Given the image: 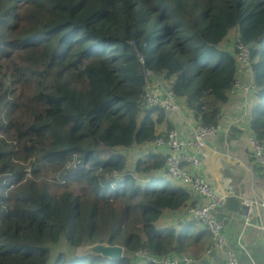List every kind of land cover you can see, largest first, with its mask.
<instances>
[{
  "label": "trees",
  "instance_id": "1",
  "mask_svg": "<svg viewBox=\"0 0 264 264\" xmlns=\"http://www.w3.org/2000/svg\"><path fill=\"white\" fill-rule=\"evenodd\" d=\"M239 46L248 129L264 146V0H0V264L178 254L180 234L156 223L192 194L146 147L170 127L140 100L152 74L197 128L220 125L244 84ZM97 242L124 257L75 254Z\"/></svg>",
  "mask_w": 264,
  "mask_h": 264
},
{
  "label": "crops",
  "instance_id": "2",
  "mask_svg": "<svg viewBox=\"0 0 264 264\" xmlns=\"http://www.w3.org/2000/svg\"><path fill=\"white\" fill-rule=\"evenodd\" d=\"M240 79L244 80L243 85L252 82L246 75L244 77L240 74ZM148 86L149 91H158L160 85L156 80L149 82ZM250 97L235 88L223 108L225 116L221 124L225 132L219 133L215 138H208L206 146L200 152L191 151L198 155L199 165L190 169L202 177L216 195L225 197L226 208H220L216 212V217L224 220L225 247L234 250L238 260L244 264L249 261L241 248L256 264H264V169L254 160L248 144V136L251 134L248 129V114L253 102ZM178 107V113H165L166 123L169 129H176L183 139L188 140L197 126L192 123L184 105L178 104ZM165 128V124L161 125V131H165ZM151 145L152 143L146 147ZM144 147H136L137 150L132 147L128 153L132 150L136 154L141 153L145 151ZM190 202L205 204L207 200L192 195ZM237 202L238 208L235 205ZM243 206H246L244 211ZM156 227H169L180 234L178 255L188 254L196 260L194 264H226L225 252L212 248L205 229L194 224L186 210L163 214ZM208 249L211 251L206 254Z\"/></svg>",
  "mask_w": 264,
  "mask_h": 264
},
{
  "label": "built area",
  "instance_id": "3",
  "mask_svg": "<svg viewBox=\"0 0 264 264\" xmlns=\"http://www.w3.org/2000/svg\"><path fill=\"white\" fill-rule=\"evenodd\" d=\"M238 49V60L243 72L247 74L251 68L247 61L246 50L242 46H239ZM148 78V83L157 80L152 74H148ZM157 83L160 85L158 91H149L147 89L140 100L141 106L148 109L162 110L164 113H178V103L175 101L172 92L164 88L158 80ZM235 86L245 94L255 91L252 82L248 85L236 82ZM223 127L222 124L198 127L193 131L191 138L188 140L183 139L176 129H170L165 135L157 137L152 142V151L163 160V172L167 179L179 182L192 195L207 200L205 204L194 202L185 210L194 224L205 229L210 237L212 248L222 249L225 252L226 264H244L238 260V256L234 250L225 247L226 240L223 234L224 220L218 219L215 216L217 210L225 204V197L216 195L212 187L190 169L199 165L198 155L191 151L200 152L206 146L208 138H215L219 133L225 132ZM248 144L254 160L264 169V146L253 134L248 136ZM262 206H264V203H262ZM248 225L254 226L253 224ZM241 249L247 255L249 261L247 264H256L252 257L243 248ZM210 251L211 249H208L206 254ZM134 255L142 259L146 256L147 262L154 264H194L196 261L189 255H178L175 252L166 254L159 259L147 257L148 255L145 251L136 252Z\"/></svg>",
  "mask_w": 264,
  "mask_h": 264
},
{
  "label": "water",
  "instance_id": "4",
  "mask_svg": "<svg viewBox=\"0 0 264 264\" xmlns=\"http://www.w3.org/2000/svg\"><path fill=\"white\" fill-rule=\"evenodd\" d=\"M243 211L246 206H243ZM124 247L121 245H110L107 242L94 243L92 245L81 246L77 249L76 255L79 257H84L87 255H97L106 257L111 260H120L124 255Z\"/></svg>",
  "mask_w": 264,
  "mask_h": 264
},
{
  "label": "rangeland",
  "instance_id": "5",
  "mask_svg": "<svg viewBox=\"0 0 264 264\" xmlns=\"http://www.w3.org/2000/svg\"><path fill=\"white\" fill-rule=\"evenodd\" d=\"M16 31H18V29H16ZM234 34H235V31L234 32H231L230 35H229V37L231 38ZM245 75L248 76L252 80V77H251V69H250V72L247 73V74H245ZM19 93H20V90H17L15 92V95H18ZM246 95L249 97L250 94H246ZM15 114H16V112H15ZM169 130L170 129L166 130V132L169 131ZM134 148H135L134 150H137L136 147H134ZM135 154H136V152H134L133 150L130 151L129 153H126V157L124 158V160L127 163V165H128L129 168H131V166L133 165V163H135V160H134ZM66 251H67V249H65V252ZM66 253H68V252H66ZM186 255H188V254H186Z\"/></svg>",
  "mask_w": 264,
  "mask_h": 264
},
{
  "label": "clouds",
  "instance_id": "6",
  "mask_svg": "<svg viewBox=\"0 0 264 264\" xmlns=\"http://www.w3.org/2000/svg\"><path fill=\"white\" fill-rule=\"evenodd\" d=\"M147 89H148V84H147ZM146 89V90H147ZM142 108H144L143 106H142ZM144 109H148V108H144ZM260 141V140H259ZM261 142V141H260ZM185 187V186H184ZM186 188V187H185ZM187 189V188H186ZM224 207V205L222 206V208ZM215 216H216V214H215ZM218 218V217H217ZM218 219H221V218H218ZM125 251V250H124ZM123 257H124V255H123ZM141 260H143L142 258H140ZM118 260V259H117ZM139 264H141V263H139Z\"/></svg>",
  "mask_w": 264,
  "mask_h": 264
},
{
  "label": "bare ground",
  "instance_id": "7",
  "mask_svg": "<svg viewBox=\"0 0 264 264\" xmlns=\"http://www.w3.org/2000/svg\"><path fill=\"white\" fill-rule=\"evenodd\" d=\"M148 253V252H147Z\"/></svg>",
  "mask_w": 264,
  "mask_h": 264
}]
</instances>
